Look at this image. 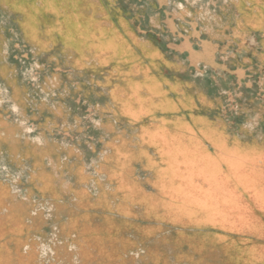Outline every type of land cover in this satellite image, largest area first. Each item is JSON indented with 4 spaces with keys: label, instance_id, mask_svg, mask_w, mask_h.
Wrapping results in <instances>:
<instances>
[{
    "label": "rangeland",
    "instance_id": "1",
    "mask_svg": "<svg viewBox=\"0 0 264 264\" xmlns=\"http://www.w3.org/2000/svg\"><path fill=\"white\" fill-rule=\"evenodd\" d=\"M263 213L264 0H0V264H264Z\"/></svg>",
    "mask_w": 264,
    "mask_h": 264
},
{
    "label": "bare ground",
    "instance_id": "2",
    "mask_svg": "<svg viewBox=\"0 0 264 264\" xmlns=\"http://www.w3.org/2000/svg\"><path fill=\"white\" fill-rule=\"evenodd\" d=\"M170 26H171V25H170ZM171 27H172V26H171ZM181 39H182V38H181ZM181 39H180V40H181ZM180 40H179V41H180ZM179 43H180V42H179ZM184 44H185V42H184ZM205 44H206V43H205ZM185 45H186V44H185ZM182 46H184V45H182ZM190 46H191V45H190ZM205 46H206V45H205ZM185 47H186V46H185ZM205 48H207V47H205ZM205 48H203V49H204V51H202L203 53L201 52V53H202V56H204L203 59H204V58H209V57H210V54H211L210 51H209L208 49H205ZM213 48H214V47H213ZM190 49H192V48H190ZM188 50H189V49H188ZM191 51H192V50H191ZM195 51H196V50H195ZM195 51H194V52H195ZM199 55H200V54H199ZM199 55H198V53H196L195 56L198 57ZM215 58H216V57H215ZM189 61H190V60H189ZM198 61H199V60H198ZM191 62H192V60H191Z\"/></svg>",
    "mask_w": 264,
    "mask_h": 264
},
{
    "label": "crops",
    "instance_id": "3",
    "mask_svg": "<svg viewBox=\"0 0 264 264\" xmlns=\"http://www.w3.org/2000/svg\"><path fill=\"white\" fill-rule=\"evenodd\" d=\"M259 213H260V212H259ZM262 215H264V213H263ZM262 215H258V217L262 218Z\"/></svg>",
    "mask_w": 264,
    "mask_h": 264
}]
</instances>
